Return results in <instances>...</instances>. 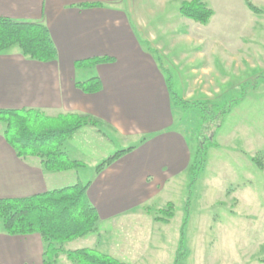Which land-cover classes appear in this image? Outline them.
<instances>
[{
    "label": "crops",
    "instance_id": "0c3cea01",
    "mask_svg": "<svg viewBox=\"0 0 264 264\" xmlns=\"http://www.w3.org/2000/svg\"><path fill=\"white\" fill-rule=\"evenodd\" d=\"M141 5L142 0H0V19L45 24L57 48V59L49 63L31 61L14 48L0 54V110L34 109L50 117L91 115L103 123L105 134L122 139L124 146L135 147L96 175L100 161L87 165L86 150L72 147L73 139L65 146L72 160L93 170L86 179L92 182L88 197L100 217L99 232L88 236L90 241L88 237L77 240L81 242L72 250L97 248L128 263L142 259L143 248L147 249L142 255L148 257L157 251L147 244L155 237L153 232L144 231L154 223L147 209L156 206L171 183L189 170L193 155L188 139L176 127L166 74L154 52L160 58L169 57V48L192 44L194 39L188 34L195 26L178 12L163 26L150 29L146 19L149 11ZM166 8V3L161 5V11ZM102 57L114 62L76 67L77 62ZM179 57L188 58L190 63L184 61L183 65L172 59L165 66L161 60L165 69L174 65L189 69L188 86L183 89V99L188 100L197 96L199 83L204 84L198 78L206 77L208 67L200 71L188 55ZM94 77L102 81L100 93L85 94L77 87V83ZM87 131L97 130L86 128L79 133L87 136L91 133ZM77 182L86 184L78 170L49 173L39 159L19 158L0 131V199L29 197ZM128 221L135 223V233H127V224L122 222ZM118 228L122 232L116 236ZM146 238L149 241H144ZM45 248L38 235L12 237L0 232V264H44ZM60 261L68 260L62 256Z\"/></svg>",
    "mask_w": 264,
    "mask_h": 264
},
{
    "label": "rangeland",
    "instance_id": "374dc122",
    "mask_svg": "<svg viewBox=\"0 0 264 264\" xmlns=\"http://www.w3.org/2000/svg\"><path fill=\"white\" fill-rule=\"evenodd\" d=\"M142 1L144 6L140 7L149 11L146 19L151 29L169 22L179 12L180 4L191 0ZM207 2L214 10L210 23L204 27L191 21L195 27L188 35L193 43H179L174 49L166 46L172 49L171 55L161 57L165 66L172 59L189 64L188 58L179 57L185 54L198 70L208 67L206 77L198 78L204 84L199 83L197 96L185 100L190 102L187 107H178L175 100L183 98L189 69L176 65L166 69V78L172 84L176 127L188 139L196 167L173 181L159 203L147 209L155 223L145 227V233L155 234L147 244L157 247V251L148 257L142 255L147 249L143 248L142 259L130 264H262L264 260V170L251 160L257 158L264 164V0ZM248 2L260 12H252ZM164 3L167 8L163 12ZM179 30L185 34L184 27ZM194 101L200 104L195 106ZM4 129L0 123V131ZM87 132L91 133H77L72 143L69 140L65 144L85 149L87 165L94 161L100 164L130 147L108 133H104L109 136L106 141V136L97 131ZM213 136L215 144L210 142ZM202 141L205 147L199 155ZM202 158L204 164L200 162ZM87 165L78 170L85 183L93 174ZM170 203L174 217L168 223L156 221L159 210ZM122 223L127 224V233H135L133 221ZM0 232H4L1 222ZM120 232V228L116 229L115 235ZM79 242L68 244V249H75Z\"/></svg>",
    "mask_w": 264,
    "mask_h": 264
},
{
    "label": "trees",
    "instance_id": "16d2710c",
    "mask_svg": "<svg viewBox=\"0 0 264 264\" xmlns=\"http://www.w3.org/2000/svg\"><path fill=\"white\" fill-rule=\"evenodd\" d=\"M247 6L254 13L260 12L249 2ZM179 14L205 27L213 18L214 10L207 0H191L180 4ZM13 48H18L22 55L31 61L49 63L57 59V48L45 24L1 18L0 54ZM157 57L161 69L166 74L167 70L163 67L158 54ZM112 62L113 58H94L77 62L76 67L91 68ZM167 85L170 94L173 95L169 79ZM77 87L85 94H97L102 91L103 84L100 78L94 77L77 83ZM177 100L175 103L178 107L179 105L187 107L190 103L183 98ZM197 102L194 101L193 105L200 104ZM0 123L5 126L3 131L5 140L17 156L23 159H39L45 171L49 173L77 171L86 167L84 162L72 160L65 150V144L81 130L96 129L98 133L104 135L103 123L91 115L64 114L50 117L34 109L0 110ZM213 138L214 136L210 142L215 144ZM204 147L202 141L199 155ZM134 149L135 147L122 149L108 157L96 167V175L101 174ZM251 160L259 169L264 170L261 160L257 158ZM200 162L204 164L205 158ZM195 167L196 161L192 159L189 171L192 172ZM91 184L92 182L86 184L77 182L72 186L29 197L0 199V222L4 232L12 237L40 236L46 247L43 254L44 264H58L62 256H65L70 264H130L102 253L97 248L67 249L68 244L97 234L100 230L99 213L88 197ZM159 214L160 217L156 218V221L168 223L174 217L173 204L170 203L166 208L159 210ZM177 262L176 259L175 263ZM261 263L264 264V260H261Z\"/></svg>",
    "mask_w": 264,
    "mask_h": 264
}]
</instances>
